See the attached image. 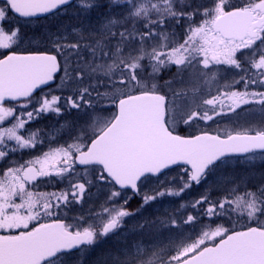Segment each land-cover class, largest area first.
<instances>
[{"label": "snow or ice", "instance_id": "obj_1", "mask_svg": "<svg viewBox=\"0 0 264 264\" xmlns=\"http://www.w3.org/2000/svg\"><path fill=\"white\" fill-rule=\"evenodd\" d=\"M69 11L80 24L21 54L19 18ZM230 113L234 128L208 130ZM258 160L264 0H0V264H89L109 239L96 264H264V173L226 171ZM151 177L162 187L141 209L204 191L129 223L124 190L141 195ZM93 187L107 190L95 211Z\"/></svg>", "mask_w": 264, "mask_h": 264}, {"label": "rangeland", "instance_id": "obj_2", "mask_svg": "<svg viewBox=\"0 0 264 264\" xmlns=\"http://www.w3.org/2000/svg\"><path fill=\"white\" fill-rule=\"evenodd\" d=\"M71 23L72 22H65L64 25H71ZM95 23H96V20H92V21L87 22V25L95 24ZM76 24H77V22H74V25H76ZM47 34H48V31L46 32V35ZM42 42H43V39L37 40L36 34H35L29 42L21 43L20 47H22V46L32 47V46H35L36 44H41ZM239 87H241V85L236 86L237 89H240ZM253 88L255 90L254 85H253ZM244 107H252V106H244ZM237 111L239 112L241 110L238 109ZM229 116H231V117L229 118ZM234 117H235V114L230 113L227 115V117L225 119H222V120L215 119V121H216L215 123L210 121L208 123H209V125H211V127L208 130L209 131H215L218 129L220 131H223L224 129L234 128L236 126L234 123ZM248 119L253 120V119H255V117H248ZM201 123H203V122H201ZM205 127H207V125H205ZM231 166L232 165H229V167L226 169V171L229 174H230V167ZM234 168H237V167H234ZM177 175H182V173H179L178 170H173V171H170V172L164 174L163 176L159 177V179L160 180H166L168 177H173V176H177ZM245 176H247V175H245ZM252 176L258 178L257 175H252ZM157 179H150L149 181L142 184L141 195H139L140 199H141V203H142V193L151 192V190H153L154 188L162 187L161 185H158L156 183ZM210 179L215 180L216 177H210ZM203 191H204L203 187H197V188H194V189L190 190L189 192L183 194V196L180 198H174V197H168V196L158 198L157 200L151 202L149 205H146L143 209H141V206H140V210L136 211L137 214L135 217L127 218L128 222L131 223L133 220H142L144 218L155 219L157 217H163L166 214H170L172 212V210H174L178 206L179 201L181 199L189 200V199H191V197L195 198L196 197L195 194L199 195ZM118 199L120 200L121 203H123V197L118 198ZM72 222L73 221H70V223H72ZM168 237H169V233L163 232L159 236V238L157 239V242L159 243V242L166 241L168 239ZM136 238H138V237H130V239H136ZM107 241L109 243L107 247L102 248V245H100L91 253V255L89 256V264H96V262L98 261L97 256L101 251L103 253L104 252L108 253L109 251L115 250V248L117 246V241L114 239H109ZM103 250H105V251H103ZM103 253L100 255V256H102L101 258L106 256V254H107V253H105V254H103Z\"/></svg>", "mask_w": 264, "mask_h": 264}, {"label": "trees", "instance_id": "obj_3", "mask_svg": "<svg viewBox=\"0 0 264 264\" xmlns=\"http://www.w3.org/2000/svg\"><path fill=\"white\" fill-rule=\"evenodd\" d=\"M75 15L74 11H69L67 13V15L61 14L60 16L54 17V18H49V17H43L41 19H35V20H31V23H25V20L20 19L21 21V30L22 32L25 34L26 39L22 42H29L33 36L36 34V39H43L46 37V32L48 31L49 28H55L56 25L58 24H63L65 22H72L71 25H74V22H77L76 25L80 24L81 22L75 19H72V17ZM90 19V20H89ZM92 20H96V13H92L90 14V17L84 19L83 23L85 26L87 25V22ZM40 48L41 50H43V43L41 44H36L35 46L29 47V46H22L19 48V51L21 53H28L30 50L36 49V48ZM174 71V68H173ZM163 78H167L168 73H164L162 74ZM47 90V89H45ZM250 90H254V88L252 87ZM54 120L52 119L51 116H49L48 118H45L43 120H39L33 123V125H31L32 127H46L47 125H49L50 123H53ZM179 134L181 135H188L189 134V130L186 129L183 125L180 126V128L178 129ZM198 131V129H197ZM46 150V149H45ZM237 167V168H234ZM261 173H264V162L261 161H257L253 166H251V168H249L246 165H241V164H236L233 163L232 166L230 167V174L231 175H236V176H245V175H257L259 179ZM60 186L57 185L56 189L53 188H48L50 190H57ZM91 191L94 194H97L96 196H94V198L96 199V197H98L99 195H102V191L98 192V189L96 187H93L91 189ZM200 195V194H199ZM198 194H195L196 197L199 196ZM131 199L128 201L127 205H125V207H127V209L131 212H136L138 210H140V206H141V199L140 196H130ZM94 199V200H95ZM192 199V197H191ZM93 200V201H94ZM77 208H79V206H77ZM73 212L72 215H70L71 213L68 214V216L65 218L66 222L70 221V218H72L75 215H78L79 212H75V211H71ZM70 215V216H69ZM205 219V223H207V218ZM219 222H223V221H219ZM215 225H213L214 227ZM227 226V225H226ZM239 227V225H238ZM108 241H106L105 243L101 244L102 248H105L108 246ZM106 250V249H105ZM103 250V251H105ZM103 252L101 251L98 256L97 259H101L102 256H100ZM107 252H104L103 254H105Z\"/></svg>", "mask_w": 264, "mask_h": 264}, {"label": "flooded vegetation", "instance_id": "obj_4", "mask_svg": "<svg viewBox=\"0 0 264 264\" xmlns=\"http://www.w3.org/2000/svg\"><path fill=\"white\" fill-rule=\"evenodd\" d=\"M253 87V86H252ZM240 89H241V87H239ZM227 117V115L226 116H218V117H216L215 119H219V120H222V119H225ZM231 116H229V118H230ZM228 118V119H229ZM42 190H44V189H42ZM46 190H49V191H51L50 189H46ZM106 189L105 190H103L102 191V195H99L98 197H96V199L95 198H93V202H92V207H93V210L95 211V210H97L98 208H99V205L103 202V200H104V196L106 195ZM126 194H128L127 196H130V193L128 192V191H126ZM75 212H77V211H75ZM69 213H71L70 215H72V213L73 212H69ZM69 215V216H70ZM70 221H72V218H70ZM70 221H69V223H70ZM112 247V246H111Z\"/></svg>", "mask_w": 264, "mask_h": 264}, {"label": "water", "instance_id": "obj_5", "mask_svg": "<svg viewBox=\"0 0 264 264\" xmlns=\"http://www.w3.org/2000/svg\"><path fill=\"white\" fill-rule=\"evenodd\" d=\"M39 17H42V16H39ZM39 17H35V18H39ZM23 19H31V18H23ZM173 169H174V168H173ZM169 170H171V169H166L165 172H167V171H169ZM165 172H164V173H165ZM164 173H162V174H164ZM162 174H161V175H162ZM154 178H156V177H154ZM124 191H130V192L132 193V191H131L130 189H128V190H124ZM132 194H134V193H132Z\"/></svg>", "mask_w": 264, "mask_h": 264}]
</instances>
